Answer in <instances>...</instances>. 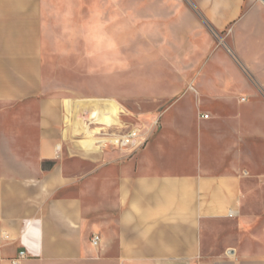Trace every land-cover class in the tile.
<instances>
[{
    "label": "crops",
    "instance_id": "0c3cea01",
    "mask_svg": "<svg viewBox=\"0 0 264 264\" xmlns=\"http://www.w3.org/2000/svg\"><path fill=\"white\" fill-rule=\"evenodd\" d=\"M92 1L0 0V264H264V1L158 21L188 43L137 68L136 95L168 104L130 156L76 138L96 119L79 97L129 93L122 51L97 57Z\"/></svg>",
    "mask_w": 264,
    "mask_h": 264
},
{
    "label": "rangeland",
    "instance_id": "374dc122",
    "mask_svg": "<svg viewBox=\"0 0 264 264\" xmlns=\"http://www.w3.org/2000/svg\"><path fill=\"white\" fill-rule=\"evenodd\" d=\"M91 3L96 6L97 57L109 54L118 56L120 50L122 51L128 61L129 93L127 97L122 98L81 96L78 103L82 108L84 105H92L96 108L94 116L97 126L92 127H105L107 130L117 133H123L134 127L141 129L142 133L147 132L148 124L144 122L155 115L153 112L165 107L168 104V99L159 100V98L136 95L135 88L141 84V81L136 79L137 68L139 67L140 70L145 68L146 62L148 65L151 64L153 54L158 56L160 52L169 50L173 53L172 56H175L176 52L184 51L183 47L188 43L187 30L183 27L159 26L158 24L159 20L168 19L169 10L184 8V2L182 0H93ZM48 35L50 39H55V33ZM120 35L122 36L121 40ZM213 41L216 42L215 36H213ZM161 46H169V49H160ZM51 55L55 56V51L51 52ZM138 57L140 66L137 64ZM80 85H83L82 80ZM112 100L117 105V116L111 119L109 126H106L100 120L103 119ZM79 123L84 125V131H88L89 127L85 122L81 120ZM82 126L79 131L78 129L75 131L76 138L84 136V131L81 133ZM92 143L90 141L89 145L91 146ZM202 259L207 260L208 264H216V260L219 258ZM224 260L231 261V258L226 255Z\"/></svg>",
    "mask_w": 264,
    "mask_h": 264
},
{
    "label": "built area",
    "instance_id": "2783aa9c",
    "mask_svg": "<svg viewBox=\"0 0 264 264\" xmlns=\"http://www.w3.org/2000/svg\"><path fill=\"white\" fill-rule=\"evenodd\" d=\"M202 118L208 119V115H203ZM89 127L88 131H84V136L93 141L98 149H115L125 156H130L140 148H142L147 140V132L142 133L139 128H131L123 133H117L107 130L105 127H92L97 126V120L93 119L87 122ZM105 126V125H104ZM88 132V133H87ZM152 132V131H151ZM235 212H230L229 217H234ZM99 243V236L95 235L92 238V245L97 246ZM23 257V253H20ZM12 264H16L13 260Z\"/></svg>",
    "mask_w": 264,
    "mask_h": 264
},
{
    "label": "bare ground",
    "instance_id": "6f19581e",
    "mask_svg": "<svg viewBox=\"0 0 264 264\" xmlns=\"http://www.w3.org/2000/svg\"><path fill=\"white\" fill-rule=\"evenodd\" d=\"M100 121H102V120H100Z\"/></svg>",
    "mask_w": 264,
    "mask_h": 264
},
{
    "label": "water",
    "instance_id": "95a60500",
    "mask_svg": "<svg viewBox=\"0 0 264 264\" xmlns=\"http://www.w3.org/2000/svg\"><path fill=\"white\" fill-rule=\"evenodd\" d=\"M264 1V0H263Z\"/></svg>",
    "mask_w": 264,
    "mask_h": 264
}]
</instances>
